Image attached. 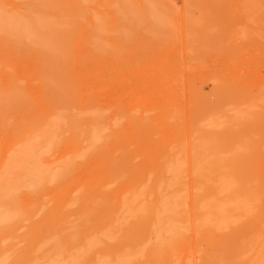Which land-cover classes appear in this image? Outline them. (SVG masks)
Wrapping results in <instances>:
<instances>
[{"label":"rangeland","instance_id":"rangeland-1","mask_svg":"<svg viewBox=\"0 0 264 264\" xmlns=\"http://www.w3.org/2000/svg\"><path fill=\"white\" fill-rule=\"evenodd\" d=\"M48 1L0 0L70 21L59 53L0 35V167L45 134L35 166L63 174L34 187L17 170L0 264H264V0ZM165 186L171 246L148 228Z\"/></svg>","mask_w":264,"mask_h":264},{"label":"bare ground","instance_id":"bare-ground-1","mask_svg":"<svg viewBox=\"0 0 264 264\" xmlns=\"http://www.w3.org/2000/svg\"><path fill=\"white\" fill-rule=\"evenodd\" d=\"M89 1H91V0H89ZM29 2L41 3V4L38 3L39 5L37 4L39 7H41V9H42V7L45 9L46 7L52 5V4L48 3L49 2L48 0H29ZM124 2H125V4H128L126 2H129V1L123 0L122 4ZM35 5H36V3H35ZM40 5H42V6H40ZM38 6H36V7H38ZM52 6H55V5H52ZM52 6H50V7H52ZM128 6L131 7V5H129V4H128ZM132 8H133V6H132ZM36 9L39 11L38 8H36ZM50 9H52V8H50ZM73 9L74 10L72 13L67 12L66 16H64L66 20H67L66 17H70V18L76 17L78 15V11H80L78 9H81V8H78V9L73 8ZM46 12H48V11H46ZM24 13H25V16H23V17L13 16V18L12 17L10 18V16L9 17L7 16L5 11L3 10V7L0 5V32H2V33H0V35H4L3 33H5V34H8L14 40H18V41H22V42L23 41H30V42L32 41V42H35L39 45L40 44H42L44 46L46 45V46L51 47V48H49V50L52 51L53 53H59L60 49H58V47H60L59 46L60 44L57 46V41H56L57 39H59L57 36L59 35L60 31H58V30L62 31L64 26L66 28L65 24H67L70 21H67V23H62L64 26H60V25H58L60 22V20H58V19L57 20L59 22H57V20L54 22L53 19H50L52 21H48L49 19L47 18V15L45 12H42V11L36 12V11L32 10V12H24ZM27 13H30V14H27ZM73 13H74V15H73ZM20 16H22V15H20ZM96 21H98V20H96ZM71 22H72V20H71ZM98 22L100 23V20ZM59 26L61 29L59 28ZM95 26H97V25H95ZM67 27H69V26H67ZM96 28L98 31L99 28H101V26L99 25V28L98 27H96ZM57 31L59 33H57ZM101 31H103V30L101 29ZM96 34L97 33H95V35ZM55 37H56V39H54ZM93 40H94V38H93ZM36 46H38V45H36ZM35 47H33V48H35ZM39 47L42 48L43 46L40 45ZM37 49H39V48H37ZM44 49H48V48H44ZM51 49H53V50H51ZM16 97L17 96H15V98ZM0 102H2V101H0ZM3 109H5V108H3ZM60 124L61 123H59V125ZM37 132H39V131H37ZM41 133H43V132H41ZM44 135L43 134L40 135V140H36V138L34 137L35 138L34 139L35 141L33 140L34 142H32V140H31V142H30V140H25V141L21 142V145L20 146L18 145V147H20L19 150L17 152H14L4 163H2V165L0 167V200L4 199L6 201V205L3 206V208L0 207V226L5 225V224H9V223L13 224V222L18 223L21 220V212H20L21 208L19 209V207L17 205L18 201H16V195H17L16 193L19 189L23 190L25 188V186L27 185L28 181H26L24 177L23 178L19 177V173L17 172L18 169H21V171L23 170V168L29 169V172L27 175L30 178V180H29L30 183L34 187L40 186L44 182H58L63 175L62 173H58L59 171L57 173H52V172L47 173L45 170H39L38 171V169L35 166L38 155H41L44 150L49 149V147L54 143L50 137L45 138ZM28 139H31V138L29 137ZM99 139H100V132H96L93 134V136H91L88 139V141L90 144H94ZM72 161H70V162H72ZM67 164H69V163H67ZM71 166L72 165H70V167ZM172 171H174V173H173L174 176L178 172L177 169L176 170L172 169ZM64 172H66V171H64ZM169 174H171V173L169 172ZM26 179H28V178H26ZM172 185L170 184L169 186H172ZM28 186H29V184H28ZM169 186L163 187V189L165 191L169 192V196L167 198H163V199L160 196V198L158 200H156L157 202L154 205L149 207L148 212L150 213L149 214L150 219H148L149 220L148 221V224H149L148 228H149V231L152 234H154L155 237H157V239H159L160 242L163 241L164 244H166V242H167V245L171 246L172 241L175 239L174 236L177 235L176 233L178 232V228L179 229L181 228V226L179 227L180 224H179L177 218L180 217L178 214H179L182 207H181L180 202L177 200V194H179L180 192L177 193L178 192L177 190H175L176 192L172 191L171 190L172 187H169ZM158 187H160V185ZM30 192H32V191H30ZM178 196L180 197V195H178ZM181 197H184V196H181ZM129 202L127 204L131 205V204H129ZM182 203H183V201H182ZM70 205H72V204H70ZM125 207H128V206H125ZM145 207H146V205L144 206L143 209H145ZM39 208L40 207H38V209ZM144 211H147V209ZM185 211H183V212H185ZM177 215L179 217H177ZM185 228H187V227H185ZM179 231H181V230H179ZM179 235L181 236V232L179 233ZM166 236H168V237H166ZM105 238H107V237H105ZM177 239H179V238H177ZM98 241H99L98 239H93L92 241H90L89 245H88V249L95 248L96 245L98 244ZM154 242H157V241H154ZM158 246L159 245H156L157 248L160 247V246L159 247ZM154 249H156V248H154ZM158 252L160 253V251H158ZM84 253H85L84 251H82L81 253H77L74 256L73 263H75L76 261L83 260ZM160 256L161 255L159 254V257ZM126 262H127V260L126 259L124 260V258L119 259V264H126Z\"/></svg>","mask_w":264,"mask_h":264}]
</instances>
